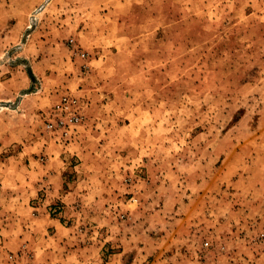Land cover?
Here are the masks:
<instances>
[{
	"label": "rangeland",
	"instance_id": "rangeland-1",
	"mask_svg": "<svg viewBox=\"0 0 264 264\" xmlns=\"http://www.w3.org/2000/svg\"><path fill=\"white\" fill-rule=\"evenodd\" d=\"M0 150V264H264V0H0Z\"/></svg>",
	"mask_w": 264,
	"mask_h": 264
},
{
	"label": "crops",
	"instance_id": "crops-1",
	"mask_svg": "<svg viewBox=\"0 0 264 264\" xmlns=\"http://www.w3.org/2000/svg\"><path fill=\"white\" fill-rule=\"evenodd\" d=\"M1 151V150H0ZM9 158L4 159V163L7 164ZM0 172V207L11 206L12 208L18 209L23 207L24 203L27 204L35 197H38V189L36 181L44 180V182L53 184V189L51 192V197L57 196V198L62 199V201L68 202L72 197L73 193L66 191V193H61L60 197L57 195V187L61 182L63 177V172ZM59 182V183H58ZM60 186V185H59ZM27 198V201L25 199ZM53 199V198H51ZM41 201V200H39ZM15 216L12 215L11 218ZM43 219L52 226L57 228L60 225V221H55L52 218H46L43 215Z\"/></svg>",
	"mask_w": 264,
	"mask_h": 264
},
{
	"label": "built area",
	"instance_id": "built-area-1",
	"mask_svg": "<svg viewBox=\"0 0 264 264\" xmlns=\"http://www.w3.org/2000/svg\"><path fill=\"white\" fill-rule=\"evenodd\" d=\"M74 120H75V117L74 116H71V117L67 118V121L69 123H72ZM65 121L66 120H59L57 123H58L59 126H63L65 124ZM52 127H53L52 124H48L47 125V128H49V129L52 128ZM9 259L11 260L12 259V256H10Z\"/></svg>",
	"mask_w": 264,
	"mask_h": 264
}]
</instances>
